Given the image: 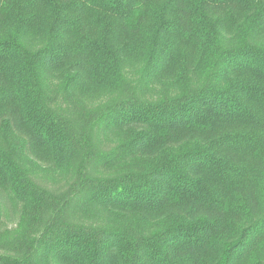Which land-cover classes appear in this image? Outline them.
<instances>
[{
    "label": "trees",
    "instance_id": "obj_1",
    "mask_svg": "<svg viewBox=\"0 0 264 264\" xmlns=\"http://www.w3.org/2000/svg\"><path fill=\"white\" fill-rule=\"evenodd\" d=\"M0 264H264V0H0Z\"/></svg>",
    "mask_w": 264,
    "mask_h": 264
}]
</instances>
